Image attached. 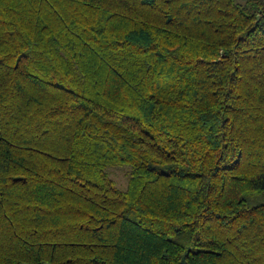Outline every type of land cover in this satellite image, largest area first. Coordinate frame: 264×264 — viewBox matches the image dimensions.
Here are the masks:
<instances>
[{
    "label": "trees",
    "instance_id": "1",
    "mask_svg": "<svg viewBox=\"0 0 264 264\" xmlns=\"http://www.w3.org/2000/svg\"><path fill=\"white\" fill-rule=\"evenodd\" d=\"M0 264H264V0H0Z\"/></svg>",
    "mask_w": 264,
    "mask_h": 264
},
{
    "label": "rangeland",
    "instance_id": "2",
    "mask_svg": "<svg viewBox=\"0 0 264 264\" xmlns=\"http://www.w3.org/2000/svg\"><path fill=\"white\" fill-rule=\"evenodd\" d=\"M128 165H117L108 170L109 176L115 182L116 186L125 189L128 181Z\"/></svg>",
    "mask_w": 264,
    "mask_h": 264
}]
</instances>
